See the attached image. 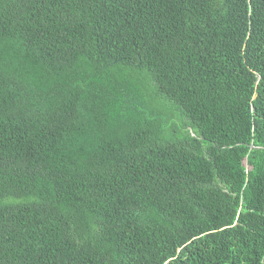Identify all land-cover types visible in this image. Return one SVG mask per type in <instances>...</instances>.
Listing matches in <instances>:
<instances>
[{"label":"trees","instance_id":"1","mask_svg":"<svg viewBox=\"0 0 264 264\" xmlns=\"http://www.w3.org/2000/svg\"><path fill=\"white\" fill-rule=\"evenodd\" d=\"M0 264H264V0H0Z\"/></svg>","mask_w":264,"mask_h":264}]
</instances>
